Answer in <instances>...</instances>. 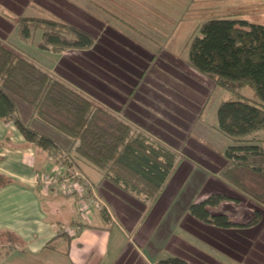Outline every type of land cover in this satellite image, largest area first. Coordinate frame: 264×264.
Returning a JSON list of instances; mask_svg holds the SVG:
<instances>
[{"label":"trees","instance_id":"1","mask_svg":"<svg viewBox=\"0 0 264 264\" xmlns=\"http://www.w3.org/2000/svg\"><path fill=\"white\" fill-rule=\"evenodd\" d=\"M0 14L14 21L23 41L41 31L42 50L83 52L98 42L84 28L45 14L14 16L3 9ZM237 15L205 21L191 40L188 63L215 88L231 94L221 101L214 126L232 141L222 152L226 164L218 175L264 209V138L253 137L264 133V24ZM69 80L0 38V117L16 119L21 102L30 108L33 122L23 125L39 146L58 153L65 148L77 167L85 160L118 191L152 204L186 153L122 116L121 109L98 103L95 90ZM226 200L238 199L211 194L191 204L189 213L223 230L249 228L261 221V210H256L252 223H238L226 213L212 211ZM156 264L192 263L172 255Z\"/></svg>","mask_w":264,"mask_h":264},{"label":"rangeland","instance_id":"2","mask_svg":"<svg viewBox=\"0 0 264 264\" xmlns=\"http://www.w3.org/2000/svg\"><path fill=\"white\" fill-rule=\"evenodd\" d=\"M62 1L65 0H56L52 4L50 1L42 2L36 8L21 10V14H45L87 28L98 40L93 49L83 52L66 51L63 54L42 50L38 46L41 31L36 32L32 40L23 41L14 21L0 15V27L7 33L6 41L53 73L67 77L78 86L95 90L96 101L104 107L112 110L124 109L138 102L151 109L164 121L161 122V119L156 117L159 123H152L145 118V121L156 129L153 132L144 129L156 133L155 135L171 143L180 152L188 148L187 138L190 136L217 152L232 144L231 139L214 128L218 123L217 109L221 101L230 98L231 94L221 88H215L213 81L189 65L191 40L198 34L201 23L224 12L243 10L245 14L241 17L250 22L264 24V0H199L198 7L193 6L194 0H162L166 4L162 5L160 10L143 8L154 7L157 0H133L139 9L129 12L115 11L112 12L113 15L104 14L106 22L116 25L124 34L128 30L125 21L131 22L132 19L135 22L134 18L138 19L139 14H142V19H151L152 23L157 19L165 20L159 27L131 24V30L150 33L153 38L150 41L140 39L139 43H128L118 37L112 38L114 41L110 40L104 34L106 26L103 22L94 20L79 7ZM177 2L182 5L177 7ZM5 11L14 16L19 13L7 8ZM108 103L109 105H106ZM253 137L264 138V133ZM63 154H67L65 148L60 153ZM207 167L209 169L205 170L198 164L183 162L168 181L157 199V204H147L139 197L121 190L116 191L114 195H117L119 202L132 210L136 216L141 215L142 219H145L150 213L147 226L155 227L156 235L165 234L168 240L162 259L172 255L181 256L183 249L192 264H264V252L261 250L264 246L260 247L258 242H253L255 237H258L257 233L222 235L221 231H209L205 224H190V205L204 200L211 194L239 198L237 201L226 200L218 208H212L213 212L228 214L235 222L252 223L256 210L264 212L249 196L239 194V190L219 175L214 177L213 170H210L214 166ZM82 168L90 180L98 181L96 172L99 171L95 167L84 160ZM203 175L208 177L203 179ZM158 216L160 220L154 221ZM180 221L193 228V232L188 229V233L193 236V243L198 242L196 243L202 253L198 252L196 255L189 245L181 248L176 241L172 243L173 240L169 239L176 231L177 234L183 231L177 226ZM261 221L263 225L262 218ZM118 223L126 229L124 224L120 221Z\"/></svg>","mask_w":264,"mask_h":264},{"label":"crops","instance_id":"3","mask_svg":"<svg viewBox=\"0 0 264 264\" xmlns=\"http://www.w3.org/2000/svg\"><path fill=\"white\" fill-rule=\"evenodd\" d=\"M47 1L52 4L56 0H0V12L7 8L19 12V16L22 15L21 10L36 8L42 2ZM62 2L68 5L73 4L86 11L94 20L103 22L106 26L104 34L112 41H114L112 38L115 37L128 43H139L140 39L150 41L153 39L150 37V33L135 32L131 30L133 28L131 24L159 27L162 26V22H165L163 19H157L152 23L151 19H142V14H139L138 19L134 18L135 22L132 19H130L131 22L125 21L128 30L124 34L118 30L116 25L106 22L107 18L104 14L113 15L112 12L115 11L129 12L139 9L133 0H127V3L125 0H65ZM165 4L166 2L157 0L154 7L143 8L160 10ZM193 4L198 7L200 2L194 0ZM181 5L180 2L176 4L177 7ZM230 14H239L237 16L241 17L245 13L243 10L224 12L210 19ZM85 30L88 31L87 28ZM6 36L7 33L0 27V38H6ZM127 37H133V39L125 40L124 38ZM11 46L21 52L15 46ZM17 106L16 119L7 120L0 117V264H156L162 259L161 256L164 254L168 241L166 235L157 236L156 228L147 226L150 213L148 217L142 219L141 215L136 216L132 210L130 211L123 203L119 202L118 196L114 195L118 189L103 180L100 172H96L98 181H91L95 184L99 195L107 203L110 212L91 211L81 216L78 214L77 199L74 196L63 195L57 187L44 191L36 184L35 176L41 171L51 169L60 161L61 155L55 150L44 149L35 142L34 133L23 125V122L28 123L29 121L30 108L21 102H17ZM121 110L130 120L141 124L142 128L152 132L156 128H152L145 118L152 123H159L155 119L156 117L161 119V122L164 121L161 116L138 102L128 108H121ZM145 122L148 125L142 124ZM30 124L32 126L33 122ZM187 139H189L188 148L184 153L188 157L180 163L176 171L183 165V162L198 164L205 170L209 169L207 166L211 167L212 165L214 167L210 170H213L214 177H218L219 170L226 164V159L222 156L224 150L217 152L191 136ZM82 163L83 160H79L80 166L74 165L86 175ZM204 163L208 165H204ZM202 177L205 179L208 176L203 175ZM239 194L243 193L239 191ZM157 199L153 203L157 204ZM189 217L191 225L204 226L205 224L209 231H221L222 235L257 233L258 237H255L253 242H258L260 247L264 246V224L262 225V221L254 227L219 230V228L203 223L192 216ZM157 219L160 220V216L156 217L154 221ZM262 219L264 220V212H262ZM119 221L126 226V229L118 225ZM182 223L180 221L177 226L180 231L181 229L183 231L178 233L179 235L176 231V234L174 233L169 239L173 240L172 243L176 241L181 248H186L189 245L191 251L196 255L198 252L202 253L198 242L193 243L195 240L188 233V229L193 232V228ZM69 227L80 230L72 235L66 231ZM181 250L183 252L181 257L190 260L188 254L183 249ZM261 250L264 252L263 248Z\"/></svg>","mask_w":264,"mask_h":264},{"label":"built area","instance_id":"4","mask_svg":"<svg viewBox=\"0 0 264 264\" xmlns=\"http://www.w3.org/2000/svg\"><path fill=\"white\" fill-rule=\"evenodd\" d=\"M36 184L44 191L57 187L63 195L77 199L78 214L83 216L91 211H107L110 209L96 190L95 184L78 170L68 154H63L60 161L51 169L41 171L35 176ZM80 229L67 228L74 235Z\"/></svg>","mask_w":264,"mask_h":264}]
</instances>
